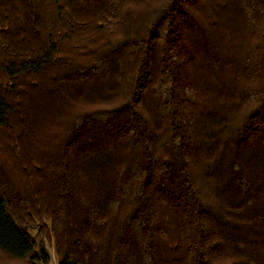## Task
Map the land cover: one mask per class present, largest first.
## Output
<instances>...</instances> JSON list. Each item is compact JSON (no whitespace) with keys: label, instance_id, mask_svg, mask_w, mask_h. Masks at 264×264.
<instances>
[{"label":"trees","instance_id":"1","mask_svg":"<svg viewBox=\"0 0 264 264\" xmlns=\"http://www.w3.org/2000/svg\"><path fill=\"white\" fill-rule=\"evenodd\" d=\"M2 128L5 254L264 264V0H0Z\"/></svg>","mask_w":264,"mask_h":264},{"label":"rangeland","instance_id":"2","mask_svg":"<svg viewBox=\"0 0 264 264\" xmlns=\"http://www.w3.org/2000/svg\"><path fill=\"white\" fill-rule=\"evenodd\" d=\"M11 130L12 129H3V128L0 130V155L2 156L3 160H5L9 165L14 166L13 165L14 162L11 159L10 153L12 151L14 152L13 148L15 147L16 141H15V137L11 135L12 133ZM10 136L13 137L14 140L11 139ZM2 143L4 144L3 146ZM24 151H25V147L23 149H20V151H17L19 160H21V158H24V154H25ZM33 226L34 228L29 229L30 233L33 235V237L37 240L39 244H43L46 247L47 251L50 254V260L46 264H59L56 242L51 232L50 222L48 220H45V222L37 223ZM0 264H29V263L26 260L13 258L0 250Z\"/></svg>","mask_w":264,"mask_h":264}]
</instances>
